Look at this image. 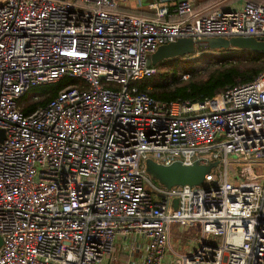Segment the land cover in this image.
Segmentation results:
<instances>
[{"label": "built area", "instance_id": "built-area-1", "mask_svg": "<svg viewBox=\"0 0 264 264\" xmlns=\"http://www.w3.org/2000/svg\"><path fill=\"white\" fill-rule=\"evenodd\" d=\"M115 9L0 0V264H101L117 248L125 264H264V70L193 104L137 88L161 45L264 37V8L198 14L155 0L150 19ZM63 79L79 86L23 113L42 99L32 88ZM145 160L214 166L199 186L165 189ZM171 223L196 225L194 251L174 253Z\"/></svg>", "mask_w": 264, "mask_h": 264}, {"label": "trees", "instance_id": "trees-1", "mask_svg": "<svg viewBox=\"0 0 264 264\" xmlns=\"http://www.w3.org/2000/svg\"><path fill=\"white\" fill-rule=\"evenodd\" d=\"M196 54L200 57L196 62L186 63L188 70L178 68L179 60ZM199 59L203 65L196 68ZM154 69L156 74L153 77L137 83L140 92L162 102L178 100L193 104L208 100L233 85L251 81L264 70V55L234 48L209 50L206 46L196 45L192 55L163 60L157 63ZM182 73L188 75L187 80H179ZM71 84L79 86L74 80L63 79L53 84L32 88L34 94L40 95L42 99L26 106L23 113L27 114L42 106ZM116 252L115 249L112 250L108 259L115 257Z\"/></svg>", "mask_w": 264, "mask_h": 264}, {"label": "water", "instance_id": "water-1", "mask_svg": "<svg viewBox=\"0 0 264 264\" xmlns=\"http://www.w3.org/2000/svg\"><path fill=\"white\" fill-rule=\"evenodd\" d=\"M200 44H204L209 50L234 48L264 55V37H232L228 39L210 37L196 41H192L191 39H178L173 43L157 47V49L147 57V64L154 67L163 60L192 55L195 46ZM213 166L214 164L203 166L197 163L183 165L179 162L163 166L151 160H145L144 172L152 181L165 189L183 186L196 187L201 185L204 176L209 173ZM175 205L176 202L173 201V208H175Z\"/></svg>", "mask_w": 264, "mask_h": 264}, {"label": "crops", "instance_id": "crops-1", "mask_svg": "<svg viewBox=\"0 0 264 264\" xmlns=\"http://www.w3.org/2000/svg\"><path fill=\"white\" fill-rule=\"evenodd\" d=\"M177 1V0H175ZM190 3L195 13H206L211 10L221 9L224 11L239 10L246 4L257 5L264 8V0H178ZM155 0H116L115 12L121 15H131L139 18L150 19L154 16L153 5ZM173 4L168 7L171 15ZM165 21L174 22V17L164 18Z\"/></svg>", "mask_w": 264, "mask_h": 264}, {"label": "rangeland", "instance_id": "rangeland-1", "mask_svg": "<svg viewBox=\"0 0 264 264\" xmlns=\"http://www.w3.org/2000/svg\"><path fill=\"white\" fill-rule=\"evenodd\" d=\"M199 57L200 55L196 54L193 57H189V58L186 57L185 59L179 60L180 63L178 64L179 65L178 68L183 70H188L189 67L186 63L196 62V60ZM202 65L203 62L201 59H199L197 66L196 65L195 66L196 68H199ZM168 66L171 67V65ZM155 74L156 71L153 74V76ZM29 93L34 94L33 90H31ZM239 181H244V179H240ZM199 239H200V233L198 230H196V225H194L193 227H181L176 223H171L169 225V244L172 250L174 251V253L176 254L185 255L191 253L197 247ZM213 240L217 241L218 238L209 239L210 242H212ZM119 244L117 245L119 246ZM115 252H116L115 257L113 258L110 257V259H108L107 261L104 260L101 264H125L126 263L125 261L127 260V256L123 252H121L120 249L118 248L115 249ZM116 257H118L119 259Z\"/></svg>", "mask_w": 264, "mask_h": 264}, {"label": "clouds", "instance_id": "clouds-1", "mask_svg": "<svg viewBox=\"0 0 264 264\" xmlns=\"http://www.w3.org/2000/svg\"><path fill=\"white\" fill-rule=\"evenodd\" d=\"M149 177V176H148Z\"/></svg>", "mask_w": 264, "mask_h": 264}]
</instances>
